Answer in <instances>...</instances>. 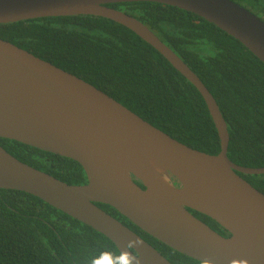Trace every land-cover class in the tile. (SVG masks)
Instances as JSON below:
<instances>
[{"label": "water", "instance_id": "water-1", "mask_svg": "<svg viewBox=\"0 0 264 264\" xmlns=\"http://www.w3.org/2000/svg\"><path fill=\"white\" fill-rule=\"evenodd\" d=\"M127 2H156L197 14L264 63V21L233 0H0V24L94 15L126 26L200 91L221 151L187 146L94 85L0 38V137L73 159L87 176L86 183H66L0 145V188L32 194L92 227L131 264L172 263L96 203L114 207L154 238L203 263L264 264V193L238 173L264 174V167L230 160V134L216 99L154 32L109 6ZM189 209L231 235L220 234Z\"/></svg>", "mask_w": 264, "mask_h": 264}, {"label": "trees", "instance_id": "trees-1", "mask_svg": "<svg viewBox=\"0 0 264 264\" xmlns=\"http://www.w3.org/2000/svg\"><path fill=\"white\" fill-rule=\"evenodd\" d=\"M233 1L264 21V0ZM109 6L142 22L203 81L227 123L230 160L244 167H264V63L239 40L192 12L156 2ZM0 38L94 85L187 146L209 154L221 151L200 91L126 26L94 15L45 17L1 23ZM0 145L66 183L87 182L83 167L73 159L7 138L0 137ZM238 173L264 193V174ZM96 204L172 264H206L162 243L114 207ZM189 210L220 234L231 235L209 216ZM0 264L131 263L92 227L32 194L0 188Z\"/></svg>", "mask_w": 264, "mask_h": 264}]
</instances>
